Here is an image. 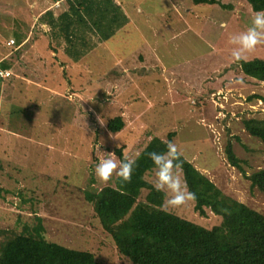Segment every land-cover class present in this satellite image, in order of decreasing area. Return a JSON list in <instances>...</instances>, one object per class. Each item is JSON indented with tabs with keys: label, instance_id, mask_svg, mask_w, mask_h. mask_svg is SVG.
<instances>
[{
	"label": "rangeland",
	"instance_id": "1",
	"mask_svg": "<svg viewBox=\"0 0 264 264\" xmlns=\"http://www.w3.org/2000/svg\"><path fill=\"white\" fill-rule=\"evenodd\" d=\"M15 1L0 0V71L10 67L0 94L1 243L36 224L37 213L49 240L92 252L99 264H132L85 197L118 177L97 180L96 146L115 153L119 164L117 151L135 160L153 139L168 141L173 133L180 153L224 194L264 214V195L249 179L264 169V144L245 124L264 120V83L245 78L230 44L251 26L248 2L139 0L142 11L128 12L135 23L77 62L66 41L43 45L58 49L49 60L30 45L19 48L14 36L30 29L13 25L23 16ZM256 58H264V44L243 60ZM118 117L126 128L113 134L108 123ZM229 144L243 171L231 164ZM147 181L153 184L154 172ZM169 211L208 229L222 223L212 211L202 217L195 200Z\"/></svg>",
	"mask_w": 264,
	"mask_h": 264
},
{
	"label": "trees",
	"instance_id": "2",
	"mask_svg": "<svg viewBox=\"0 0 264 264\" xmlns=\"http://www.w3.org/2000/svg\"><path fill=\"white\" fill-rule=\"evenodd\" d=\"M194 1L196 4L220 3V0ZM245 1L255 13L264 10V0ZM86 14L89 22L84 20L81 12L66 13L57 27L60 36L66 40L68 55L77 62L94 48L116 38L130 24L114 0H96L95 4L88 5ZM75 18L80 21L76 22ZM88 35L91 41V35H94L100 42L87 41ZM2 64L5 62L1 61ZM239 66L245 78L264 83V58L241 60ZM4 67L6 71L10 68ZM2 72L5 70L0 71V94ZM245 124L251 136L264 144V120L251 119ZM125 128L122 117L108 123L113 134L121 133ZM174 138L173 133L168 141L153 139L135 159L130 182H123L118 176L115 185L85 191L86 200L94 207L119 254L132 264H264V214L224 194L182 154L181 171L187 189L196 194V210L202 217L212 211L222 218V223L208 229L161 209L164 194L157 192L147 181L154 167L148 153L166 151L167 142H174ZM117 154L123 161L124 151L119 150ZM227 154L231 164L243 171L232 144L228 145ZM249 179L252 188L264 195V169ZM35 219L36 224L22 225L21 231L0 242V264H99L92 252L49 240L44 219L37 213Z\"/></svg>",
	"mask_w": 264,
	"mask_h": 264
},
{
	"label": "clouds",
	"instance_id": "3",
	"mask_svg": "<svg viewBox=\"0 0 264 264\" xmlns=\"http://www.w3.org/2000/svg\"><path fill=\"white\" fill-rule=\"evenodd\" d=\"M230 44L233 45L231 55L235 61L245 59L257 46L264 44V10L255 13L251 26L246 31L231 36ZM100 123L104 124L101 118ZM96 156L98 163L95 167V176L100 183L107 184L114 174L123 182L131 181L136 164L134 159L125 155L123 161L117 164L115 153L102 152L100 144L96 146ZM148 157L154 165L153 188L164 194L162 210L180 208L196 199V194L189 191L181 179V153L174 142H167L166 151H153L148 153Z\"/></svg>",
	"mask_w": 264,
	"mask_h": 264
},
{
	"label": "crops",
	"instance_id": "4",
	"mask_svg": "<svg viewBox=\"0 0 264 264\" xmlns=\"http://www.w3.org/2000/svg\"><path fill=\"white\" fill-rule=\"evenodd\" d=\"M96 0H17L15 1V10L23 14V16L16 17L13 19V25L16 28H27L30 31L25 35L19 34V36H14L17 41L20 43V46L30 45V49L35 55L37 52L39 53L40 60L48 59V56L54 55V57L60 56L58 53V49H54L55 52L45 51V44H60L63 41H66L63 36H60L59 31L57 30L58 26L61 24L62 16L66 13L73 12H81L85 21H90L89 16H87V9L89 4H95ZM102 1V0H100ZM116 5H118L126 16L130 20V24L133 25V20L129 17L128 12L142 11L138 9L139 0H114ZM154 3H157L158 0H152ZM160 1V0H159ZM92 2V3H91ZM140 16V15H138ZM75 21H80L79 18H75ZM135 23V22H134ZM75 26V25H74ZM14 27V28H15ZM40 28L41 33L38 37L34 35V29ZM125 29V28H124ZM92 41L90 39V35L87 37V41L89 42H100L96 36L91 35ZM98 39V40H97ZM2 43V41L0 42ZM37 53V54H38ZM43 54V55H42ZM51 58V57H50ZM49 60V59H48ZM57 60V59H55ZM46 63L44 65L46 67ZM55 66V65H53ZM10 73L9 70L5 71Z\"/></svg>",
	"mask_w": 264,
	"mask_h": 264
},
{
	"label": "built area",
	"instance_id": "5",
	"mask_svg": "<svg viewBox=\"0 0 264 264\" xmlns=\"http://www.w3.org/2000/svg\"><path fill=\"white\" fill-rule=\"evenodd\" d=\"M11 43H12V45H14L15 44V41H11ZM1 76L3 78H8L10 76V73L9 72H2L1 73Z\"/></svg>",
	"mask_w": 264,
	"mask_h": 264
}]
</instances>
